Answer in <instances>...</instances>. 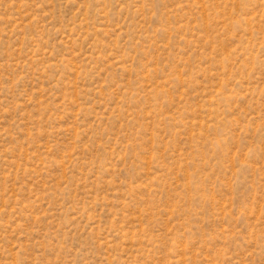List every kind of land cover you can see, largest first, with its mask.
<instances>
[{
	"label": "rangeland",
	"instance_id": "obj_1",
	"mask_svg": "<svg viewBox=\"0 0 264 264\" xmlns=\"http://www.w3.org/2000/svg\"><path fill=\"white\" fill-rule=\"evenodd\" d=\"M0 264H264V0H0Z\"/></svg>",
	"mask_w": 264,
	"mask_h": 264
}]
</instances>
